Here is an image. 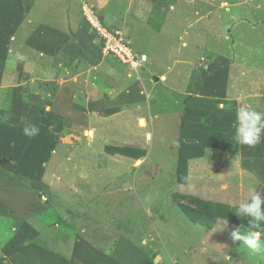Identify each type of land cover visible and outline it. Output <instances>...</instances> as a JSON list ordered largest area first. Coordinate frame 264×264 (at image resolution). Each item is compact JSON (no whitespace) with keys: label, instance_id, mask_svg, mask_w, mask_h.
Segmentation results:
<instances>
[{"label":"rangeland","instance_id":"obj_1","mask_svg":"<svg viewBox=\"0 0 264 264\" xmlns=\"http://www.w3.org/2000/svg\"><path fill=\"white\" fill-rule=\"evenodd\" d=\"M52 1L15 0L14 18L26 12L21 26L30 23L0 35V264H264V235L261 251H250L231 239L249 228L216 215L264 195V183L236 173L246 159L226 158L230 169L220 171L191 116L204 104L190 101L204 75L238 63L252 71L246 85L264 84V27L238 29L230 13L239 0H170L172 14L150 0H80L76 22L91 9L147 50L136 72L104 52L88 20L64 40V5ZM54 30L55 44L45 38ZM26 125L39 134L24 135ZM252 165L259 179L261 164Z\"/></svg>","mask_w":264,"mask_h":264},{"label":"crops","instance_id":"obj_2","mask_svg":"<svg viewBox=\"0 0 264 264\" xmlns=\"http://www.w3.org/2000/svg\"><path fill=\"white\" fill-rule=\"evenodd\" d=\"M14 1L15 0L0 1V24L2 25V26L0 25L1 26L0 35L5 40H7L8 38H12V34L14 33V31H22V29H24L25 26L27 27L28 23H30V21L27 20L26 25L24 23L23 26H21L25 19L24 17H26V12H23L22 15L20 14L19 16L16 15L17 17L14 18V13H15L14 9L17 7V3L13 7L12 3H14ZM145 1L147 2V0ZM150 1L154 2V8L159 9L158 10L159 13H163V14L173 13L171 10H168L173 8L170 0H150ZM239 1H242V4L240 6L232 7L231 9L232 12L230 13V15L233 14L232 17H230V20H232L233 22L234 20L239 21L241 18L242 23L240 22L238 24L239 26L238 29H241V25H243V27L245 26L247 28H252V29L255 28L257 30H260L257 27L259 28L264 27V23H263L264 19H262L264 16V10H263L264 2H260V0H239ZM56 2L60 4L62 3L64 5V7L60 6V8H57V14L59 15V24L63 23V25H59L61 30L58 27L55 29L57 32L58 30H60L64 40L67 37L68 39L71 38V36H73V30L75 28H78L79 25L81 26V28L84 25V23L89 25L87 20L82 21L81 24L79 22H76L78 20L76 16L81 14L80 12L82 10V3L80 2L82 1L80 0L52 1V3H56ZM254 3H256V6L254 5ZM144 5L146 4H142V7H144ZM257 6L259 10H257L258 9ZM74 7H76L75 13L72 12ZM141 9L142 11H144V9L146 8L144 9L141 8ZM40 11L42 10H39V12ZM60 17H62V21ZM20 20H21L20 25H17L18 27L16 29H13L14 28L13 21L14 23L15 21L16 23H19ZM1 28H3L4 30L3 32H1L2 31ZM55 30L53 31V34L50 33L48 36L45 37L46 41L48 42L52 41L51 43L53 44L58 43L57 41H59L60 39L57 38L54 39ZM66 30L71 31L72 35L66 34ZM76 33L78 34V31ZM93 37L96 36L93 35ZM134 49L138 53H142V54L148 53V52L144 53V51L146 50L144 48H139V49L134 48ZM176 54L174 51H171L169 52L168 55H166V57L168 58V56L176 55ZM224 57L225 55L217 53L216 57L213 58L211 61L214 63H220L222 62V59ZM164 60H167L165 56H164ZM175 62H179V61L175 60ZM235 63H237V61ZM123 66L126 65L123 64ZM126 67L130 68L129 66ZM230 67L232 69V66ZM225 69L220 68L213 71V73L211 74L209 73L208 75L207 74L204 75L202 78L203 80L202 83L201 80L198 81L197 83V77H198L197 74H199V72L196 71L197 74H193L189 76L188 81L190 83L194 82V84H198V85H200L201 83V85L199 86L200 90L198 94L195 95L196 98H193L194 96L193 95L190 101H194V99L198 98L204 104V107L201 108L202 110L200 109L201 111L197 112V110H199L198 108L199 106L196 107V105H198V102L195 101L196 105L193 106L195 108H193L191 112V116L194 117L195 115L196 121L199 123H203L202 127L206 130V132H208L209 134L207 135L209 140L208 142H210V147L212 148V153H213L211 155L214 156L217 153L218 154L217 156L221 157L222 161L220 162L224 164L220 168V171L222 173L228 172V170L230 169L228 165L229 162L225 160L226 158L229 157L230 159L238 158L241 160L246 159L245 161H242V165L246 166L245 170L238 169L237 170L238 172L236 173H238L239 176L244 177V180L249 185L250 184L255 185V183L263 184L264 183V137H262L261 142L256 144L255 146L241 145L237 143L236 140L234 139V133H235L234 121H235L236 110L240 107H245V108L251 107L255 111L264 114V84L262 85L256 84L257 86L255 85L250 86L249 83L248 85H246L244 79L246 78L248 79L246 75H249V73L252 71L249 72L245 70L246 68H244V66H239V63L237 65H234L233 70H231V72L229 70L225 71ZM132 71L134 70L132 69ZM160 77L161 79L163 78L162 76ZM224 79H226L225 87H223ZM251 79H255V78H251ZM257 79H264V73L262 72V74L259 75ZM212 89L214 90L210 91ZM195 102L189 103L186 107L192 106V103L194 104ZM89 135L91 136L92 133L89 132ZM257 145L262 146L263 149L261 151L262 155L257 157V159L254 161V162H258L259 165L261 164V167L263 169V174L261 177H259V179L256 178L257 177L256 169L252 165V163L254 162L248 161L249 158L253 156V154L251 153L253 151V148L256 147ZM233 173L234 172L232 171V175Z\"/></svg>","mask_w":264,"mask_h":264},{"label":"clouds","instance_id":"obj_3","mask_svg":"<svg viewBox=\"0 0 264 264\" xmlns=\"http://www.w3.org/2000/svg\"><path fill=\"white\" fill-rule=\"evenodd\" d=\"M234 129V139L237 143L255 146L264 137V114L251 107H240L235 113ZM23 133L31 139L39 134V128L26 125ZM234 215L247 221L249 231L242 234L239 229L234 230L231 233L232 242H240L253 252L261 251L259 236L264 233V195L254 193L247 202L241 203L235 209Z\"/></svg>","mask_w":264,"mask_h":264},{"label":"built area","instance_id":"obj_4","mask_svg":"<svg viewBox=\"0 0 264 264\" xmlns=\"http://www.w3.org/2000/svg\"><path fill=\"white\" fill-rule=\"evenodd\" d=\"M86 12L88 22L93 29H97V35L102 39V46L105 53L114 56L117 60L126 66H129L134 71H138L148 63L146 54L138 53L129 42H126L121 36V32H112L105 27H102L99 20L95 17L94 11ZM205 58H201V63ZM202 67L207 69V65L202 63Z\"/></svg>","mask_w":264,"mask_h":264},{"label":"trees","instance_id":"obj_5","mask_svg":"<svg viewBox=\"0 0 264 264\" xmlns=\"http://www.w3.org/2000/svg\"><path fill=\"white\" fill-rule=\"evenodd\" d=\"M219 209L220 210L216 215L223 217L225 220H228L234 225H242L243 227L248 228L247 221L244 218H239L234 215L235 208L221 205ZM262 235H264V233H262Z\"/></svg>","mask_w":264,"mask_h":264},{"label":"water","instance_id":"obj_6","mask_svg":"<svg viewBox=\"0 0 264 264\" xmlns=\"http://www.w3.org/2000/svg\"><path fill=\"white\" fill-rule=\"evenodd\" d=\"M130 186V184H127V185H125V187L124 188H128Z\"/></svg>","mask_w":264,"mask_h":264},{"label":"bare ground","instance_id":"obj_7","mask_svg":"<svg viewBox=\"0 0 264 264\" xmlns=\"http://www.w3.org/2000/svg\"><path fill=\"white\" fill-rule=\"evenodd\" d=\"M141 123L144 125L145 124V121L142 120Z\"/></svg>","mask_w":264,"mask_h":264}]
</instances>
